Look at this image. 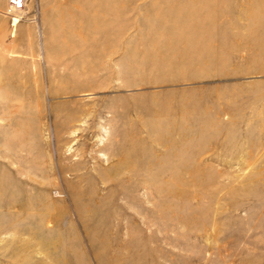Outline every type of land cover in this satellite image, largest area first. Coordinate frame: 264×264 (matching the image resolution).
<instances>
[{"label":"rangeland","instance_id":"1","mask_svg":"<svg viewBox=\"0 0 264 264\" xmlns=\"http://www.w3.org/2000/svg\"><path fill=\"white\" fill-rule=\"evenodd\" d=\"M0 0V264H264V0Z\"/></svg>","mask_w":264,"mask_h":264},{"label":"built area","instance_id":"2","mask_svg":"<svg viewBox=\"0 0 264 264\" xmlns=\"http://www.w3.org/2000/svg\"><path fill=\"white\" fill-rule=\"evenodd\" d=\"M27 3L28 0H7L5 14L10 16L19 15Z\"/></svg>","mask_w":264,"mask_h":264},{"label":"bare ground","instance_id":"3","mask_svg":"<svg viewBox=\"0 0 264 264\" xmlns=\"http://www.w3.org/2000/svg\"><path fill=\"white\" fill-rule=\"evenodd\" d=\"M24 10L22 9V12H23ZM21 14V13H20ZM19 14V15H20ZM12 17V20H11V25H13V30L15 29V26L19 23V21H20V19H19V16H16V15H12L11 16Z\"/></svg>","mask_w":264,"mask_h":264}]
</instances>
